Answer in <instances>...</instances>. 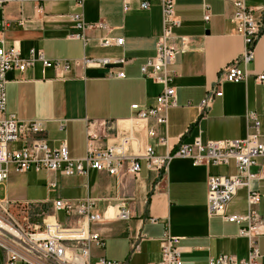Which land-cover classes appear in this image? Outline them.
Returning <instances> with one entry per match:
<instances>
[{"label": "crops", "instance_id": "crops-1", "mask_svg": "<svg viewBox=\"0 0 264 264\" xmlns=\"http://www.w3.org/2000/svg\"><path fill=\"white\" fill-rule=\"evenodd\" d=\"M57 0L22 5L24 12L10 19L24 17L25 27L13 26L4 31L8 44L17 42L23 55L31 49L41 50L52 60H73L74 68L65 79L41 63L21 72L8 73V113L20 120L46 121V138L51 148L66 141L72 159H80L87 150V121H117L120 126L136 115L134 104L152 106L163 86L142 75V65L156 55V43L162 34L160 0H151L149 10H141L138 1L124 10L123 0ZM264 0H249L260 6ZM210 6L211 20H204V6ZM11 6V5H8ZM7 6V7H8ZM233 7L227 0H176V14L181 25L174 30L177 37L192 38L191 51L179 54L172 65L173 86L177 106L168 109V123L161 133L168 144L159 146L148 140L143 127L138 128L135 149L147 144L160 156L172 153L181 143L244 140L248 135L247 113L256 112L261 120L264 142V86L257 81L264 71V34L256 45L255 60L247 66L245 82L222 84L223 97L217 98L206 116L200 104L208 89L219 79L221 71L245 50L229 18ZM81 15L87 25L86 41L73 15ZM2 23V21H1ZM2 27L0 24V32ZM123 38V45L103 46V40L114 42ZM84 57L108 59L106 67H84ZM243 68V65L241 66ZM124 71L125 78H111L110 72ZM63 126V127H62ZM108 139H102L105 146ZM210 174L233 176L234 163L227 166H194L186 158H174L164 174L151 170L142 162L138 178L125 170L120 176L91 172L89 177L58 176V189L38 201L94 199L96 209L105 220L93 226L105 240V247L93 251L94 258L106 257L123 264H158L161 260V237L167 227L180 238L183 264H205L222 255L246 260L249 242L240 236L241 226L211 217L208 209V178ZM46 181L50 178L44 172ZM11 180V176H10ZM254 190L264 194V180H254ZM9 197V196H8ZM12 199V198H11ZM25 200V199H14ZM126 208L128 220L116 219V213ZM248 191L241 189L229 205V214L248 212ZM264 215V201L259 207ZM61 221H69L58 213ZM152 220H155L154 222ZM140 249L132 252L138 236ZM261 263L264 264V236L260 239Z\"/></svg>", "mask_w": 264, "mask_h": 264}, {"label": "built area", "instance_id": "built-area-1", "mask_svg": "<svg viewBox=\"0 0 264 264\" xmlns=\"http://www.w3.org/2000/svg\"><path fill=\"white\" fill-rule=\"evenodd\" d=\"M57 0H0V8L10 4L46 3ZM138 1L141 10L151 8V0H123L124 10L129 11L131 2ZM233 7L230 22L236 33L244 40L245 50L237 59L228 64L219 79L211 86L200 104L202 116H206L217 98L223 97L224 82L240 83L249 78L247 66L255 60V49L264 34V3L252 6L249 0H227ZM83 6V0L78 2ZM162 10V34L156 43V55L141 67L144 77L152 78L163 86V90L152 106L134 104L136 115L120 126L117 121L88 120L87 150L80 159L70 157L66 141L59 148H51L46 138V121L41 119L20 120L8 113V73L12 70L25 72L41 63L44 69H53L58 78L65 79L74 68L73 60H52L41 50L31 49L23 55L17 42L8 44L4 31L13 24L27 25L24 17L3 18L0 32V187L8 184L12 174L24 175L30 171L47 172L49 192L58 189L57 177H89L91 172L120 176L124 170L138 178L142 162L158 173L167 171L174 158H186L194 166H227L234 163L237 174L221 176L210 174L208 178V209L211 217H220L226 222L241 226L240 236L249 242V256L239 260L236 256L222 255L210 258L205 264H262L260 239L264 236V215L259 207L264 194L252 188L254 180H264V142L262 141L261 120L256 112L247 113L248 135L244 140L204 141L201 137L192 143H181L177 149L165 156L157 154L150 143L142 150H136L138 128L143 127L148 140L155 139L159 146L168 144V136L161 129L168 123L167 111L177 106L176 90L173 86L175 71L172 65L179 54L191 51L192 38L177 37L174 30L181 22L176 14V0H160ZM82 30L77 38L86 41V31L95 27L84 23L81 15L70 17ZM204 20H211L210 6H204ZM124 39L114 42L103 40V46L123 45ZM84 67H106L111 60L84 57ZM243 65V68L241 67ZM111 78H125L124 71L109 73ZM264 86V71L257 76ZM63 127V126H62ZM108 139L101 146L102 139ZM17 147L14 148L13 145ZM241 189L248 191V212L229 214V205ZM95 200L73 201L55 197L47 201L0 199V250L3 264H123L106 257L94 258L93 251L105 247V240L93 226L105 220V215L95 206ZM62 213L69 221H60ZM130 214L121 208L115 218L128 220ZM153 222L155 220H152ZM140 235L132 244V252L140 249ZM180 238L171 234L167 227L161 237V260L158 264H183L179 248Z\"/></svg>", "mask_w": 264, "mask_h": 264}, {"label": "rangeland", "instance_id": "rangeland-1", "mask_svg": "<svg viewBox=\"0 0 264 264\" xmlns=\"http://www.w3.org/2000/svg\"><path fill=\"white\" fill-rule=\"evenodd\" d=\"M10 5L11 6H6L5 8H0V24L3 18H8L11 15L19 16L22 12L25 13L22 5ZM13 147L16 148L17 146L14 144ZM46 182L44 172L36 173L30 171L24 175L12 174L8 184L0 187V199L9 196L12 199L38 201L37 199L41 197H49ZM3 258V253L0 250V264H3Z\"/></svg>", "mask_w": 264, "mask_h": 264}]
</instances>
